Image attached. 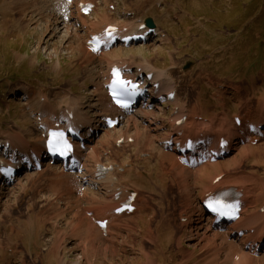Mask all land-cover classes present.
<instances>
[{"label":"rangeland","instance_id":"obj_1","mask_svg":"<svg viewBox=\"0 0 264 264\" xmlns=\"http://www.w3.org/2000/svg\"><path fill=\"white\" fill-rule=\"evenodd\" d=\"M167 1L177 3V10L190 13L187 23L170 32L174 35L171 43L160 48L152 38L145 44L148 48L126 51L135 55L142 52L152 66L167 68L177 84L179 102L171 104L160 98L147 107L153 120L159 119L161 128L157 131L149 128V121L135 124L125 118L116 126V134L113 129L111 133H97L95 141L98 139L100 147L93 142L97 149L91 158L126 169L114 171L116 186L103 189V184H96L80 192L83 187L78 177L46 165L38 171L32 168L19 173L14 189L10 187L0 196V264H74L80 257V264H264L263 250L255 253L248 248L264 232V136L253 133L244 123V119L264 115V0ZM46 4L47 0H0V136L33 129L37 137L34 114L54 113L73 101L84 102V110L92 117L88 105L99 92L100 97H107L104 84L92 82V66L85 57L71 51L68 43L63 44V32L49 33L57 17L44 10ZM97 8L103 13L102 6ZM149 8L145 7L146 17L156 20L158 12ZM169 8L175 9L173 5ZM128 17L120 18L126 26L134 22L131 15ZM70 21L69 29L76 35L86 32L80 22ZM121 49L123 55L126 51ZM154 49L160 55L152 57ZM58 57L62 68L56 66ZM190 62L191 67L185 69ZM42 99L49 104L42 106ZM175 105H182L186 116L181 135L219 130L226 123V127L237 129L244 141L238 139L237 149L222 158H229L230 167L216 170L206 164L201 171L182 172L179 158L170 154V147L158 149L160 139L172 131ZM136 128L140 139L118 142L122 134L137 138ZM104 136L107 138L100 143ZM115 138H119L117 142ZM159 152L167 153L168 158L157 159ZM0 159L5 157L0 155ZM217 173L240 181L249 189L250 197L243 211V231L229 239L213 240L199 234L203 233L201 228L197 233L191 223L199 213L194 206L205 197V188L215 182L212 180ZM118 187L137 192L133 212L112 213L117 205L113 193ZM188 198L191 202H185ZM103 213L110 217L107 235L101 234L94 219Z\"/></svg>","mask_w":264,"mask_h":264},{"label":"bare ground","instance_id":"obj_2","mask_svg":"<svg viewBox=\"0 0 264 264\" xmlns=\"http://www.w3.org/2000/svg\"><path fill=\"white\" fill-rule=\"evenodd\" d=\"M87 1L92 2L91 0H76V1L47 0L48 4H46V8L44 7V10L49 11L50 13H53V15L57 17V22H56L57 24H56V26H54V27L51 26V28H49L50 29L49 33L53 30H55V32H53V33H57L60 31L63 32L62 36H60V37H62L61 38L62 42H64L63 44L65 45L66 43H68L67 47H69L71 49V51L74 50V52H76L78 55L82 54L83 57H85V62L92 66L90 68V74L93 73V76H91L92 77L91 80L92 79L94 80V82H95L94 84L101 85V84L105 83V85L106 84L108 85L110 82L112 70L116 67L121 68L124 71L125 75L132 78L133 80L142 79L145 75H148V73L152 72V79H151V82H149V85H152V89L156 91V92H154V94L157 98L156 100L162 98V96L164 95L161 93L162 90H166V96L170 98V96H172V93L170 91L174 89V83H175V80L172 78L173 76H171L172 74H170V71H168L166 68H155L154 66L148 64L147 60H149V59L146 58L145 56H143L142 52L137 54V55H135L133 52H129V54H127V55H130L133 58H137V56L139 55L140 58H142L143 60L146 61L144 66H141L139 63L135 62L133 59H128V57L127 58L123 57V55L120 54V52H122L121 48L126 47V46L129 50H139V51L143 50L144 47L148 48L144 44H147L149 42V40L146 41L145 43H141V44L140 43H129L128 45H123V44L117 43L114 45H109V44H107V42L108 43L110 42V37H107V27L109 25H114L116 27V30H115V33H113L112 35H117L119 37H124L128 34L145 33L146 31L149 30L148 29L149 27L147 25H144V20H145L144 17L147 13V11L145 10V7L150 6L149 11L158 12V15H159V18L157 19L156 25L154 27V29H155L154 41L159 42L158 46L160 48H163V47H165V45L171 43V40L174 38V35L170 34V32L174 31L175 27H182L185 23H187L188 22L187 16H189L190 13L188 11H186L185 9L177 10V3L168 2L167 0H98V2L100 3V5L103 8V13H101L97 10L98 9L97 8L98 3H97V6H95L93 9H91V11L89 13V14H94L93 15L94 17L92 19H87L88 17H90V15L82 14V13H84L83 12V10H84L83 5L86 4ZM189 4H191V0L189 1ZM171 5H173L175 7L174 10H171L169 8ZM58 6H61V8L60 7L57 8ZM174 13H176V15ZM98 14H100V15H98ZM130 15H131L130 18L133 19L134 22L131 25L127 24V26H126V24H123L124 20L123 19L120 20V18L122 16H126V18H129L127 16H130ZM71 19L76 21V22H80L81 25L86 28V32L81 34L80 36H78L73 31H71L69 29V23L72 22V21H70ZM103 21H104V23H102ZM47 22H49V21H47ZM95 34H100L99 40L105 42L102 44V48L97 52L95 50H93L90 47V45L88 44L89 41L93 40V35H95ZM149 39H151V37ZM46 44H47V41H46ZM80 52H82V53H80ZM54 53L58 54L57 47L54 48ZM154 54H155V56L160 55L159 50L154 49L152 57L154 56ZM116 55H119V57H115ZM95 62H96V65L94 64ZM152 63H154V62H152ZM89 65H87V67ZM56 66H59V68L60 67L62 68V66H63V64H61L60 57H58V60L56 61ZM134 67L137 68V70L135 72H133ZM86 69H88V68H86ZM96 72L99 74L98 77L95 76ZM182 73L186 74L187 72L183 71ZM106 77H107V79H106ZM93 80H92V82H93ZM175 85H177V84H175ZM99 93H98V97L95 99V101L90 103V105H88L90 107V109L92 110V113H93L92 117H91V115H89L87 110H84V106H83L84 102H81V103L77 102L78 104H81V105H78L77 103H75L73 101V104L71 106L61 105L59 108L54 110V113L51 111H48V113L42 112V114H39L38 118L42 121V123L45 127L44 129L40 128V126L38 125L39 122H38L37 116H36L35 119H36L37 128L35 131H36L37 135L39 134V136H37V137L32 134L31 131L33 129H26V132L24 134H22L21 132H18V133H20L19 135L15 133V135L11 134L8 136H6V135L0 136V139H1V137H3L2 138L3 141H9L11 143V145H13L14 154H11L9 156V158L12 159L15 157V155L20 154V158H17L20 161H18L16 163V165L20 167V166H22V162L24 160V158H23V152H24L25 155L30 160H32V163L34 162L33 167L38 169L36 162L40 161L41 158L43 157L42 153L44 151L45 143H46V140H47L48 135H49V130L51 129V127L63 125V120H65L67 122L65 124H69L71 122L76 123L77 128L81 131V134L86 138H90L92 136V131L94 133H97V130L102 128L100 125L104 121V119L103 120L101 119L103 115L108 116L112 113V114H114L113 117H117L119 119V121H122L126 117V114L123 113L121 110L117 109L116 106L112 102H110L109 99H106L107 97L106 98H103V96L100 97ZM173 98H172V100H169V102H171V103H178L179 102L177 95L173 96ZM84 99H86V98H84ZM48 104L49 103L47 102V100H44V99L41 100L42 106H46ZM157 108H159V106ZM181 113H182L181 109L179 107H175V109L173 110L172 116L175 117L176 120H178V119L182 118V116H183V114H181ZM131 114L132 115L127 117V120H130V118H135L137 116V118H135L136 124H138V122H140V121L141 122L149 121V124H150L149 128H151L152 131L153 130L157 131L158 129L161 128V124L158 121L159 119L156 118V121L153 120V118H152L153 115L151 116V113L148 112V110H146L144 108H139L135 112H132ZM244 123L248 124L249 129H250V126L252 124L256 128H264V115L260 119H258V118L244 119ZM227 125L228 124L226 123L224 125V127L220 130L213 129V130H209V131H203V132H199L196 135H192V136L191 135H187L185 137L180 136L176 130L178 127L173 129L168 134L167 137H169V139L175 140V142H174L175 145L170 148L172 150V152H170V154L171 153L172 154H178L177 153V145L180 148H183L184 146L187 145V143H189L191 141L193 143V146L196 148V150H194L190 155H188L189 162L191 165H193L194 169L187 167L179 159L180 162L178 161V163L181 166L182 172L192 171V170L195 171V169H196V171L197 170L201 171L202 169H204L206 167V164L207 165L211 164L212 167L216 170L222 169V168H227V166H229V167L231 166V163L230 162L228 163V161H227V160H229V158L228 159H221V158L217 159L213 154V151L217 150L218 152H221L222 149H225L227 151L232 152L233 150L237 149V147L235 145L238 142H236V141L238 139H240V140L243 139L242 136H239L237 129L233 130L232 128L226 127ZM130 126H133V125L130 124ZM126 127H125L124 132L126 131ZM136 127L138 128L137 125H136ZM137 128L135 129L138 132L136 140L140 139V137H141L140 136L141 132ZM85 129H87V131L85 134H83V131ZM104 129H106L108 133L109 132L111 133V131L114 130V133L116 134L117 133L116 131L119 128L116 129V127H113V130L108 129V128H104ZM146 131H145V133H146ZM43 134H45V135L43 136ZM132 135L133 134H131V136ZM153 135L155 136V133H153ZM209 135L214 136V138L209 139V142L205 146L200 148L202 150V152H200L198 150L199 148L197 149L196 146H201V145H198L197 143L201 139H207L206 137ZM15 136H17V137H15ZM118 136H120V135H118ZM112 137H113V135H112ZM225 137L230 139L231 142L227 141L226 140L227 138H225ZM106 138H107L106 136L101 137V139L99 140L100 143H102L103 140H105ZM156 138H158V137H156ZM179 138H182V140H180ZM162 139H165V138H162ZM88 140H89V144L87 145L88 151L82 152L83 150H78V152L76 153V157H77V161L79 163L84 162V164L86 166L85 175L91 176V178H87L89 180L88 181L89 188H95L96 184H94V183H96V182H103V181L108 180L110 183H112L113 179H114V175L112 172L109 173L105 178H99V180H98L97 176L94 175L97 172L96 167H97L99 160L97 161L96 159L91 158V157H93V153H94L96 147L93 145V138L88 139ZM115 140H116V138H115ZM146 140H145V143H146ZM105 142H107V141H105ZM157 142H159V141H157ZM161 142L163 143V141H161ZM3 143H5V142H3ZM141 144H143V143H141ZM226 144H228V147L224 146ZM131 145H134V144H131ZM151 145H152V143H151ZM98 146H99V144L97 142V147ZM16 147H20V148L33 147L32 148L33 150H31L32 152H27L25 149L24 150L23 149H17ZM155 147H157V146H155ZM162 148H164V147L162 145L158 144V149L161 150ZM140 151L142 153H147L144 150L143 151L140 150ZM149 151H152V150H149ZM242 151H245V149ZM154 152H155V150H154ZM161 152H163V151H161ZM96 153H97V150H96ZM200 153L202 155H204L202 157V159H200L199 156L197 155ZM98 154L100 155V153H98ZM238 154H237V157H238ZM234 157L236 158V155ZM161 158L163 161H164V159L168 158L167 153L162 155V153L159 152L157 159L161 160ZM43 159L44 158H42V160ZM203 159H206L207 161L202 162ZM171 160H172V157H171ZM232 161H233V159H232ZM167 162H168V160H167ZM178 163H173V164L176 165ZM202 165H205V166L201 167ZM47 166H49L50 168H54L53 167L54 165H47ZM172 166L173 165H171V168H172ZM233 167H234V165H233ZM54 169H56V168H54ZM119 169H120V167L118 168V171H119ZM57 170H59V169H57ZM235 170H238V168H236ZM222 171H224V170H222ZM222 171H220V172H222ZM62 172L67 173L69 175H72L73 177L75 176V175H73V173L66 172L65 170H62ZM230 173H231V171H230ZM222 174L223 173H217V175L213 177L212 182H214L215 179L219 176L221 179H219L218 181H215V183L209 184L207 187L205 186L206 187L205 191H204L205 194L215 196L219 192H224V191H229L230 193H235V194L238 193L240 195L239 202L240 203L242 202V206H243V208H245L246 203L250 197L249 189L246 186H243V184L240 185L239 184L240 181L238 182L237 179H232V178L228 177L227 175H225L223 177V176H221ZM146 176H151V175L147 174ZM177 176H179V175H177ZM158 177L163 179V176L161 174ZM202 177H204V176H202ZM146 181L148 182V179H146ZM179 182H181V180ZM180 186L185 187L184 183H183V185L180 183ZM10 187H12V186H10ZM10 187H6L4 183L0 184V196L2 197L4 194H6V190ZM102 188H108V186L104 185ZM12 189H14V188H12ZM187 191L189 192V190H187ZM188 196H192V194H190ZM36 199H37V197H36ZM204 199L205 198H203L201 201H198L199 203L198 204L196 203V205L194 206L195 212L201 210V213H198V215L195 218H193V221L191 223V225L193 227H194V225H196L197 233L199 232V230L201 228L203 233L200 232L199 234H203L205 236H208L209 239L215 240V239L220 238V237H225V238L229 239V237L233 236L234 233L238 234L240 232V230L244 229L243 228V223H244L243 216L244 215H242L239 217V219L237 221L229 224L228 228L224 232L225 234L219 233L217 231V229L219 230V228L212 225L214 217H212V216L204 217L201 215L203 212L202 204L204 203L203 202ZM188 200H189V198L187 200H185V202H191ZM33 202H35V201L33 200ZM122 202H123V199H121L118 202V204L113 207V209L116 207L119 208L123 204ZM12 206H14V204ZM102 218H104V217L103 216L99 217V219H102ZM78 219H79V217H78ZM86 221H87V219H86ZM80 223H83V222H80ZM84 224H87V222L83 223L82 225L84 226ZM87 228L91 229V227H87ZM107 228H108V226H107ZM85 231H87V230H85ZM106 231H107V229H106ZM58 237L56 240L60 239ZM262 242H264V232L263 231L260 232V236H259V239L257 240V242L251 244L250 249H253V251L255 253L260 252V250H258V245H259V243H262ZM113 251H114V249H113ZM80 259H81V257H80ZM77 260H76V262H74V264H79ZM238 264H239V262H238Z\"/></svg>","mask_w":264,"mask_h":264},{"label":"snow or ice","instance_id":"obj_3","mask_svg":"<svg viewBox=\"0 0 264 264\" xmlns=\"http://www.w3.org/2000/svg\"><path fill=\"white\" fill-rule=\"evenodd\" d=\"M115 76H116V79L114 80L113 82V88H114V91H113V95L114 96H118L120 94V92H123L124 90H126V87L127 85L129 84L128 81H124L120 78V73H119V70H115ZM117 86H119L120 88V92H118L116 90ZM117 103H120V100L117 99ZM125 107H127V105H123ZM53 137H62L63 134L62 133H53L52 134ZM70 146L66 145L65 146V151L67 150V148H69ZM61 154H65L64 152H62ZM209 207H212L213 208V211H217L219 212L221 215H231L232 213H228V212H225L223 211L224 208H228V207H231L229 205H224L222 204L220 201H217L216 202V206H213V203L212 202H209Z\"/></svg>","mask_w":264,"mask_h":264},{"label":"water","instance_id":"obj_4","mask_svg":"<svg viewBox=\"0 0 264 264\" xmlns=\"http://www.w3.org/2000/svg\"><path fill=\"white\" fill-rule=\"evenodd\" d=\"M147 24L149 26H154V22H153V20L151 18L147 19Z\"/></svg>","mask_w":264,"mask_h":264}]
</instances>
